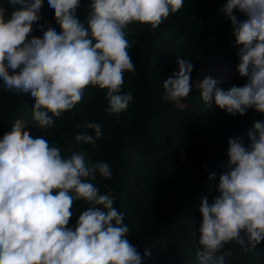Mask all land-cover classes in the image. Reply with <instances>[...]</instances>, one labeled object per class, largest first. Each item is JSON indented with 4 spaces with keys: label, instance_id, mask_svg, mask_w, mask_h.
<instances>
[{
    "label": "clouds",
    "instance_id": "obj_1",
    "mask_svg": "<svg viewBox=\"0 0 264 264\" xmlns=\"http://www.w3.org/2000/svg\"><path fill=\"white\" fill-rule=\"evenodd\" d=\"M55 10L60 31L39 24L42 37L32 36L41 21L44 0H6L0 4V79L8 92L28 94L34 100L33 119L51 127L81 103L86 89L107 90L111 115L127 109L133 96L122 94L125 73H136L125 29L133 23L158 28L179 11L184 0H89L82 21L80 0H47ZM230 22L243 86L228 89L212 77L195 82L209 109L244 116L248 109L264 116V0H226L220 9ZM243 17L239 19L238 17ZM47 28V30H45ZM178 72L163 81V101L179 102L193 88V63L176 60ZM11 70V74H10ZM92 130L74 136L75 144L95 146L102 125L84 122ZM242 138L228 139L227 161L215 184L217 195L200 200L199 264H224L214 259L226 244L247 252L264 241V119ZM61 147L43 136L33 137L26 121L17 119L0 139V264H143L130 243L111 192L101 194L91 181L97 173L110 179L105 162H93L85 151ZM208 180L216 178L210 172ZM89 207L73 218L74 202ZM145 256L151 252L146 250Z\"/></svg>",
    "mask_w": 264,
    "mask_h": 264
},
{
    "label": "trees",
    "instance_id": "obj_2",
    "mask_svg": "<svg viewBox=\"0 0 264 264\" xmlns=\"http://www.w3.org/2000/svg\"><path fill=\"white\" fill-rule=\"evenodd\" d=\"M89 0H80L78 17L84 21ZM226 0H184L183 7L171 14L158 28L139 23L126 29L129 54L136 73H125L122 94L131 93L132 102L120 113L106 112L107 90L89 87L81 103L62 117L54 118L51 127L41 128L33 119L34 100L28 94L8 92L0 79V139L10 131L17 119L27 122L31 134L43 136L50 144L65 151L73 144L74 151H85L93 162L109 164L110 179L97 173L91 181L101 194L111 192L114 207L124 213V223L130 231L127 238L142 256L143 264H199L200 200L217 195L215 184L227 161L228 139L242 138L248 144L247 131L264 116L248 109L244 116L227 115L213 107L209 109L195 85L197 74L203 79L209 70L229 61L236 78L232 85L243 86L245 78L236 71L239 63L234 47L230 22L220 9ZM7 9L5 19L13 8L0 0ZM42 19L33 25L29 36L42 37L39 24L47 22L60 31L55 22V10L44 0ZM243 19V17H238ZM47 30V28H45ZM193 63L192 91L179 102H166L163 81L178 72L176 60ZM11 74V70H10ZM102 125V137L95 146L77 145L74 136L92 130L78 128L84 122ZM210 172L216 178L208 180ZM89 205L74 202V226L78 215ZM151 252L145 256V251ZM224 258V264H264V241L254 249L243 251L228 243L214 259Z\"/></svg>",
    "mask_w": 264,
    "mask_h": 264
},
{
    "label": "rangeland",
    "instance_id": "obj_3",
    "mask_svg": "<svg viewBox=\"0 0 264 264\" xmlns=\"http://www.w3.org/2000/svg\"><path fill=\"white\" fill-rule=\"evenodd\" d=\"M212 77L218 81L219 84L229 85L232 80L236 78V72L230 65L229 61L224 60L221 65L206 73V77ZM203 80V73L197 74L196 82Z\"/></svg>",
    "mask_w": 264,
    "mask_h": 264
}]
</instances>
